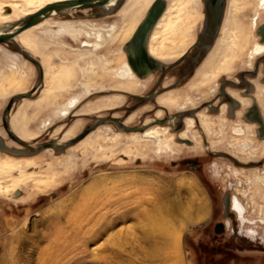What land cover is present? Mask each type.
<instances>
[{
    "label": "rangeland",
    "instance_id": "1",
    "mask_svg": "<svg viewBox=\"0 0 264 264\" xmlns=\"http://www.w3.org/2000/svg\"><path fill=\"white\" fill-rule=\"evenodd\" d=\"M249 1L243 11L250 14L240 15L251 32L245 55L235 58L230 72L192 92L188 87L205 52L195 46L207 27L203 0H165L167 6L178 3L177 15L190 19L186 29L176 33L191 47L183 60L167 57L166 63L162 62L164 67L141 82L135 96L115 87L120 81L117 72L128 61L125 46L131 36L115 39L123 19L117 12L103 15L96 9L78 10L55 16L30 32L37 52L28 53L51 65L50 80L55 71L62 79L48 102L38 110H29L23 118L26 128L36 136L29 140L33 146L14 144L3 117L16 96L0 98V130L4 133L0 135L8 147L20 151L8 154L0 150V157L13 155L35 162L10 173L12 176L0 171V264H264V165L246 168L219 156L230 154L246 164L264 160L259 126L244 119L256 99L264 114V57L260 72L249 74L261 59L252 53L260 39L254 24L258 17L264 19V12L256 7L259 0ZM15 2L0 0V5ZM147 6L137 15L136 23L145 20ZM3 13L11 14L12 10L5 8ZM60 24L81 30L82 35L73 40L66 32H59L66 30ZM113 25L116 29L111 30ZM100 32L103 39L99 47L81 46L85 40L94 42ZM174 52L179 53V48ZM22 72L25 77L20 76ZM7 76L19 79L22 92H30L40 80V70L14 45L0 44V84ZM221 76L228 81L223 82ZM87 82L89 88L84 87ZM53 87L51 81L47 87L44 81L28 99H37L40 90ZM152 93L184 97L168 110L158 98H143ZM74 99L80 102L63 116L61 110ZM25 100L17 98L12 111ZM99 102H114L117 107L96 111L94 104ZM208 102L218 109L225 106L226 112L218 116L206 113V119L197 116L188 124ZM160 110L164 111L161 115ZM131 114L134 116L128 127H144L146 120L161 121L158 117H176L177 130L171 128L159 141L164 145L171 138L168 149L144 139L141 133L120 132L112 118L125 121ZM155 122L152 126L166 127ZM91 126L85 135H79ZM184 131L191 143L179 141ZM63 139L67 144L61 149H36ZM21 174L31 178L14 188L13 179ZM228 194L234 208L230 207V212L239 219L236 223L227 216ZM145 200L148 202L143 203ZM173 203L177 206L174 214L170 211ZM219 223L226 226L222 233L216 232ZM237 225L239 233L254 229L256 236L239 234Z\"/></svg>",
    "mask_w": 264,
    "mask_h": 264
},
{
    "label": "bare ground",
    "instance_id": "2",
    "mask_svg": "<svg viewBox=\"0 0 264 264\" xmlns=\"http://www.w3.org/2000/svg\"><path fill=\"white\" fill-rule=\"evenodd\" d=\"M15 1H16L15 3L0 5V35L10 34L12 32H15L16 30L21 28L23 24H25L26 20L29 17L36 14L40 10L46 8L47 6L58 3V2L69 1V0H15ZM215 1L216 0H203L205 4V13L207 15L206 17L207 27L204 33L201 36H199V42L195 46L199 47L200 49L202 48L204 49L205 51L203 55L204 60L200 61L201 63L197 67L195 71V75L193 76L190 82L192 83L190 84L191 87H188L189 88L188 92H192L197 87H206L211 80L220 76L222 73L230 72L232 70V64L234 63L235 58L236 57L239 58L240 54L241 56L243 54L245 55L246 53L245 51L248 48L247 45L249 44L248 42H251L250 40L251 32L249 31L250 26L248 27V22L241 20V16H240L242 15L243 17V16H248L250 14L248 11H246L248 9L247 6H249L250 1L249 0H227L226 5H225V12H224L223 19L219 22V24L214 25V23L210 19L211 18L210 9L213 7V3ZM147 4H148L147 6L148 12H147V16L145 17V20L142 19V21L140 20L139 22L136 23L135 20L137 18V15L143 10V8ZM160 4H165V7L163 11L161 12L160 16L157 18V20L146 28L147 32H146L145 40H141L140 37H137L135 39V35L139 34L140 28H142L143 30L144 24H147L145 22L148 19V16L151 13V11L155 10L158 6H160ZM178 6H179L178 3H173L167 6L165 0H110L108 3H106L103 6H90L87 4H79V5L63 8L59 11L50 12L45 15H42L34 26L27 28L26 30L17 34L16 36L9 39L8 41L4 43H0V44H11L12 43L11 45H14L17 48V50L20 52V54L24 55L29 60V58H33L30 55V53L34 55L37 52V46L35 43L32 42L30 32L38 27L40 28L41 26L47 24L55 16L69 15V14H72L73 12H77L78 10H83L84 8L96 9L97 12L103 15H112L117 12L116 13L117 16L118 17L121 16L123 19H122L121 26L117 30L115 39L117 41H120L126 35L127 36L131 35V36L129 38L130 40L125 46V51L127 54L128 61H124L123 67L119 68V71L117 72V76L120 78L119 79L120 81L115 85V87L118 90L122 89L131 95H137L136 92L138 90V87L141 86L140 85L141 82H143L145 78H147L150 74H152L156 70L164 67L163 63H166V62H163V61L167 57H171L170 59L181 58L182 56L187 54L189 48L191 47V43L189 42L182 43L179 34L176 33V31L183 32L188 26L185 23L190 21L189 18H187V20H183V17H179V15H177V11L179 9ZM256 7L258 8L260 12L261 10L264 12V0H259ZM5 8H7V11H8V8H10L12 10V13L4 14L3 12ZM243 9H246V10L243 11ZM60 25L61 27L66 28L65 24H60ZM254 25H255L254 26L255 32L259 36L260 39H259V42L255 44L253 47V53H252L253 57H255L257 54L264 53V40H263L262 34L260 33V28L264 26V19H261L260 17H258L257 22ZM245 28L247 29L244 30ZM114 29H116V27L113 25L111 30H114ZM168 29H172V33L166 34V31H168ZM59 32H62V33L66 32V34L69 37H71L73 40H78L79 37L82 35L81 30L75 31V30H70L68 28H66V30L64 29L59 30ZM108 35L111 37L113 36L112 33H109ZM88 37L89 39H92L90 36ZM102 39H103L102 35L101 33H99L98 37L95 38V42H93V45H91V42L89 43L92 46V48L99 47L100 43L102 42ZM175 48H179V53L174 52ZM208 49L209 51L206 52V50ZM145 50L147 54L144 52ZM27 51H29L30 53H28ZM138 51L142 52L143 59H142V56L140 57V55L138 54ZM144 55H148L149 57H151L157 62V65L155 66L156 68L151 67L150 64L145 65L146 63L142 62V60L145 61ZM185 57L186 56L182 57L180 60H183ZM195 59L196 60H193V61L196 62L198 60V57ZM262 60L263 58L258 60L254 72H250L249 74L256 73L257 71H259V66ZM39 62H40V66H37V67L39 68L40 72L43 74V80L42 81L39 80L38 84L30 91L32 92L35 90L31 95L29 91L22 92L20 90V81L19 79L17 80V78L11 79L10 77L7 76L4 78V80L0 84V98H5L8 96H16V97L23 96V98L26 99L24 102L21 103V105L15 111H11L12 113L9 112L5 114V117H3V121L5 119L8 122L12 132L19 139V141L14 140V144H16L17 146H20V145L26 146V147L33 146L32 144L29 143V140L35 138L36 136H34L35 134L31 133L29 129L26 128V125H24V122H23V118L29 110H38L42 108L50 99L51 94L54 93L53 91L58 90V89H55L57 87L56 85L60 83L62 79V75H57L59 74V72L55 71V74L50 80V76L53 72L52 70L53 68L51 67V65L45 63V60L39 61ZM16 69L21 70L19 66H17ZM263 72H264V68L262 69V73ZM25 74H26L25 72H22L20 76L25 77ZM44 81H45L46 87L48 84H50V81L51 83L54 84V87L52 89L51 88L47 89L44 92L40 90L39 92L40 95L37 99H28L30 98V96H32L37 91H39L38 89L42 85H44ZM84 87L89 88L90 83L87 82L86 84H84ZM143 97L146 98L145 100L153 99L154 93H152L148 98L147 96H143ZM155 97L158 98V103H160L163 106L162 108L173 110L175 107H177L181 103L184 96L174 97V96H166L164 94H156ZM79 102H80V99L78 100L74 99L72 102H70L69 107L67 109L63 108V110H61L60 113L63 116L68 115L70 113V108H75ZM94 105L95 106L93 109L96 111L103 110L107 106H109L111 110H114L117 107L114 102L113 103L99 102ZM208 106H211V104L208 103ZM255 108L256 107H254V109ZM216 112H218V110ZM160 113L162 114L163 110L159 111V115H161ZM230 113L232 114V112ZM260 114L262 116V119L264 120L263 113L260 112ZM254 115L255 116L253 117V119L251 118L252 122L258 123L260 126H262L263 132H264V123L261 119V116L257 112ZM133 116L134 115L132 114L128 118L127 121L129 122ZM169 118L170 117L168 116V120ZM112 119L115 123L120 125V127L122 128L124 132H145L147 129V127L145 126L135 127V128H138V130L130 131L129 129L133 127L126 126L124 123H122L121 119H116V118H112ZM168 120L156 121L155 124H167ZM98 121L96 120L95 122H98ZM248 121L251 122L250 119ZM191 122L192 120H189L188 124H191ZM175 129L177 130V128H174L173 130L175 131ZM263 132L261 131V128H260L259 133H260L261 138H264ZM69 133H70V130H68L67 134ZM0 134H4V133L0 130ZM134 134H138V133H134ZM145 134L148 137H155L156 135H159L160 133L159 131H153L152 129H150L146 131ZM3 137L0 136V138L2 139L4 143L3 148H0L1 151L6 152L8 154H17L18 152H20L19 150L17 151V150H14L8 147ZM52 142H53V146L51 148L56 149V150L61 149L62 147H64V145L67 144V143L64 144L65 143L64 139L52 141ZM151 143H153V141ZM183 143H190V142L183 141ZM166 145L168 149L169 146L168 144ZM36 149L39 151L46 150V149H41L40 146H37ZM47 150L49 149L47 148ZM7 156L8 157L6 158L0 157V171L2 173H7V174L9 173V175L10 173L13 174L14 171H22L23 168L25 167H29V166L31 167L35 163L33 160L32 161L31 160H18L12 157L13 155L11 156L7 155ZM29 178L31 177H29L27 174H21L19 178H14L13 179L15 183L14 188L16 185L19 186L18 184L20 182L25 181V180L27 181V179L29 180ZM34 183L36 182L34 181ZM146 202L148 201L145 200L143 203H146ZM230 202H231V197H230ZM173 205L174 206L172 207L170 211L174 214L177 206H176V203L175 204L173 203ZM178 210L182 211V208ZM176 235L174 233V236ZM163 239L167 242L170 241L169 237H164ZM158 245L161 246L160 243Z\"/></svg>",
    "mask_w": 264,
    "mask_h": 264
},
{
    "label": "water",
    "instance_id": "3",
    "mask_svg": "<svg viewBox=\"0 0 264 264\" xmlns=\"http://www.w3.org/2000/svg\"><path fill=\"white\" fill-rule=\"evenodd\" d=\"M109 1L110 0H69V1H62V2H58V3H55V4L49 5L46 8L40 10L36 14L32 15L31 17H29L26 20L25 24H23V26L21 28H19L18 30H16L15 32H12L10 34H1L0 35V43H4V42L8 41L9 39L13 38L14 36H16L17 34L21 33L22 31L26 30L27 28L34 26L38 22L39 18L42 15H45L47 13L59 11V10H61L63 8L70 7V6H75V5H79V4H87V5H90V6H103L106 3H108ZM226 1L227 0H216L213 3V7L210 9V12H211V18L210 19L212 20L214 25L219 24V22L224 17ZM164 7H165V4H160V6H158L155 10L151 11V13L148 16V19L145 22L147 24H144L143 30H142V28H140V30H139L140 32H139V34L135 35V39L137 37H140L141 40H145L146 32H147L146 28L149 25L153 24L157 20V18L160 16L161 12L163 11ZM145 25H147V26H145ZM260 33L262 34L263 40H264V26H262L260 28ZM144 52L146 53V50ZM138 54L140 55V57L142 56V59H143L142 52L138 51ZM144 59H145V61L142 60V62H145L146 63V64L144 63L145 65H147V64L149 65L150 64L151 67L156 68L155 66L157 65V62L154 59H152L148 55H144ZM29 60L34 62L37 66H40V62L36 58H29ZM42 80H43V74L40 72V81H42ZM34 91L30 92V95ZM19 97L23 98V96L14 97L13 100L11 101L10 105L8 106L5 114H7V113L12 111L15 101ZM4 117H5V115H4ZM4 126L6 128V131L9 134V136L11 138H13V140L19 141V139L16 137V135H14V133L12 132L8 122L5 119H4ZM91 128L92 127H89L86 130H84V132L80 136L85 135L86 132L89 131ZM143 129H145V128H143ZM129 130L130 131H136V130H138V128L133 127V128H130ZM3 146H4V143H3L2 139L0 138V148H3ZM52 146H53V142L49 141V142L43 144L40 147H41V149H46V148L52 147ZM219 156H225V157L231 158V159L234 160V162L237 165L244 166L246 168L260 167V166L264 165V160H261L260 162H257V163L246 164V163L240 162L239 160H237L236 158H234L230 154L224 153V154H221ZM225 202H226L227 216H229L230 218L234 219V221H235V213L230 212V195L229 194L226 195ZM221 225H224V224L221 223Z\"/></svg>",
    "mask_w": 264,
    "mask_h": 264
},
{
    "label": "flooded vegetation",
    "instance_id": "4",
    "mask_svg": "<svg viewBox=\"0 0 264 264\" xmlns=\"http://www.w3.org/2000/svg\"><path fill=\"white\" fill-rule=\"evenodd\" d=\"M92 8H84L83 9V11H87V10H91ZM94 10V9H93ZM117 15V14H116ZM221 28V27H220ZM220 31V30H219ZM101 33V32H100ZM99 34V33H98ZM98 34H97V37H98ZM102 35V34H101ZM218 35H219V33H218ZM16 38V37H15ZM217 38H218V36H217ZM95 39V38H94ZM216 41H217V39H216ZM216 41H215V43H216ZM89 42H91V45H93V42L92 41H82L81 42V46L82 47H85V48H92V46L90 45V43ZM95 42V41H94ZM215 43H214V45H215ZM12 44V43H11ZM213 45V46H214ZM28 52V51H27ZM186 55V54H185ZM184 55V56H185ZM261 57H260V56ZM263 55V56H262ZM184 56H182V57H184ZM181 57V58H182ZM255 57H259V59L260 58H263L264 57V53L263 54H257ZM250 73V72H249ZM225 75H227V77L228 78H230L229 77V75L228 74H225ZM222 77V76H221ZM220 78V77H219ZM222 81L223 82H227L228 81V79L227 78H223L222 77ZM258 87H259V85H258ZM231 92V94H233L234 96H236V97H238V98H240L241 99V101L243 102V103H246L247 102V100L246 99H244L243 97H241V96H239L236 92H234V91H230ZM131 95V94H130ZM133 96H135V95H133ZM156 93H154V98L153 99H156ZM149 96H147V98H148ZM144 98V97H143ZM146 99V98H145ZM212 102V101H211ZM258 102V103H257ZM209 104H211V106H208V107H206V108H204V109H201V110H198V111H196L195 113H194V115H193V119H191V120H193V122L195 121V117H197V116H199V117H201V119H206V117L208 116L206 113H210L211 115H213V116H218V113L219 112H222V113H224V112H226V107L225 106H223V107H221V108H219L218 109V107H216L215 105H214V103H210V102H208ZM258 105V106H257ZM198 107V105L196 106V107H194V109L195 108H197ZM254 107H256L255 109H254ZM254 110H253V109ZM257 108H258V110H257ZM185 110V109H184ZM218 110V112H216ZM164 112V111H163ZM256 112L257 113H259V115L261 116V114H260V112H262L263 113V108L261 107V105H260V103H259V101L256 99V100H254L253 102H252V104L250 105V107H249V110L244 114V119L245 120H247V122H249L248 120L250 119V121L252 122V120H251V118L253 119V117L255 116L254 114H256ZM132 115V114H131ZM130 115V116H131ZM264 115V114H263ZM129 116V117H130ZM128 117V118H129ZM170 117V116H169ZM128 118L124 121L123 119H121V121H122V123H123V121H124V124L127 126V120H128ZM158 120H168V117H166V118H163V117H158L157 118ZM200 119V118H199ZM261 119H262V116H261ZM188 119H186V121H187ZM127 121V122H126ZM156 120H154V119H149V120H146L145 121V124H144V126L145 127H147V129H146V131H148V130H150V129H152L153 131H164V133H160L159 135H156L155 137H148V136H146V134H145V132H133L132 134H134V133H141V135H142V137L144 138V139H146V140H148V139H150V140H155L156 142H158V144L159 143H161V142H159L160 140H161V138L165 135V134H167L168 132H169V130H172L171 128H177V122H178V119L176 118V117H174V116H172V117H170L169 118V120H168V122H167V124H165L166 125V127H164V126H161V125H156V126H152V124L155 122ZM189 121V120H188ZM204 121V120H203ZM262 121H263V123H264V120L262 119ZM126 122V123H125ZM251 122H249V123H251ZM253 123V122H252ZM254 124H258V123H254ZM149 125H151V126H149ZM171 126V127H169V126ZM206 125V124H205ZM117 126V125H116ZM120 126V125H119ZM149 126V127H148ZM258 131H259V129L261 128V131L263 132V127L262 126H260L259 124H258ZM199 127V126H198ZM117 128L119 129V131L120 132H123V130H122V128H120V127H118L117 126ZM199 129H201L200 127H199ZM144 133V134H143ZM264 133V132H263ZM184 134V135H183ZM182 138H179V141L180 142H182V141H187V142H190L191 143V140L190 139H185V137L187 136V132L186 131H184L183 133H182ZM1 136V135H0ZM158 136V137H157ZM171 136H174V135H171ZM171 141L172 139L171 138H169V139H167V141H165V142H163V144L164 145H162V143L161 144H159V146L161 145L162 146V149L164 150V149H167V145L166 144H169L168 143V141ZM206 142H207V140H206ZM211 146V144L208 142V144H207V148L209 149L210 148V146ZM230 207H231V209L234 211V208H233V202H232V197H231V202H230ZM236 207H237V209H239V207H238V205L236 204ZM241 215V214H240ZM237 221H239V219H238V217H237V214L235 213V222H237ZM237 227V230H238V233L240 232V228H239V225H237L236 226ZM226 229V226L225 225H221V223H219V224H217V226H216V232H218V233H222L224 230ZM255 230L254 229H252V230H246V231H244L243 230V232H241V233H239V234H242V233H245L246 235H250V236H256L255 235Z\"/></svg>",
    "mask_w": 264,
    "mask_h": 264
}]
</instances>
